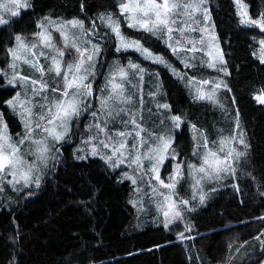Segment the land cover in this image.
<instances>
[{
  "label": "trees",
  "instance_id": "1",
  "mask_svg": "<svg viewBox=\"0 0 264 264\" xmlns=\"http://www.w3.org/2000/svg\"><path fill=\"white\" fill-rule=\"evenodd\" d=\"M241 1L252 18L264 13V0ZM30 4L16 18L17 23L0 27V70L6 69L8 48L14 44L15 35L35 33L38 21L45 17L80 18L86 28L95 22L99 25L95 31L108 36L102 44L99 68L129 60L142 61L147 68L150 65L159 74L162 92L153 97L155 76L149 84V76L144 74L142 85H136L141 90L133 94L134 98L140 95L141 104H150L152 109L157 103H167L169 112L185 121L173 134L177 159H169L165 165L171 168L181 163L184 176L177 191L190 201L192 210L184 209L182 218L165 228L158 201L145 191V183L138 180L135 187L140 191H134L125 178V167H109L99 156L90 155L85 141L92 130L87 132L85 127L93 123L89 111H85L72 122L66 142L57 145L59 153L44 170L40 187L7 189L0 197V264H258L264 257V245L260 248L257 239L264 237V219H260L264 217V105L257 104L253 96L264 91V64L258 59L259 40L264 39V33L239 24L233 0H208L229 72L224 76L228 88L218 91V103L213 104L193 99L169 70L141 60L133 51L115 50V38L97 19L101 14L112 13L120 19L126 36L139 39L151 51L178 63L162 41L127 27L120 16L119 0H30ZM197 72L189 75L197 80L213 78L207 68ZM4 84L5 78L0 76V112L10 134L17 137L22 126L6 105L15 89ZM164 112L159 110L156 118L161 119ZM236 112L249 147L245 150L233 142L246 153L234 165L235 176L203 182L206 197L201 205L198 196L192 199L194 181L187 167L201 163L194 155L197 144L192 125L217 151L219 141L233 135ZM143 115L154 116L147 108ZM249 247L255 253L240 255Z\"/></svg>",
  "mask_w": 264,
  "mask_h": 264
},
{
  "label": "snow or ice",
  "instance_id": "2",
  "mask_svg": "<svg viewBox=\"0 0 264 264\" xmlns=\"http://www.w3.org/2000/svg\"><path fill=\"white\" fill-rule=\"evenodd\" d=\"M233 2L239 24L243 27L258 28L261 33H264V13H261L258 18H252L241 0H233ZM207 3L208 0H119V10L128 28L148 33L162 41L180 60L184 68L196 67L195 61L199 60L200 66L228 76L227 62L215 35L214 25L210 27L211 15L206 7ZM29 7H31L30 0H0V27L17 23L16 18L21 17L22 10ZM97 19L100 25L107 28L111 36L115 38L117 52L132 50L138 52L145 60L168 68L174 76L185 82L193 99L207 100L217 104V92L221 88H228L222 79L197 80L195 77L188 76L186 72L178 70L163 56L154 54L139 39H130L122 32L120 19L112 13L101 14ZM45 21L46 23L37 24L36 27L40 31L34 33L36 37L34 42H26L21 35H15L16 47L8 48V53L12 57V63L8 66L11 73L0 70V76L7 78L8 84L14 88L24 89L23 93L18 91L12 99L7 101V104L20 117L25 127V135L17 143L12 142L6 124L0 127V181L5 180V177H11L6 182L14 187L15 183H19L17 178L19 173L25 188L30 189L33 181L35 187L39 188L42 179L40 173L44 168H48L50 154L59 153L55 144L66 142L71 131V123L74 120L78 121L85 111H90L95 123L89 126V131L93 128L96 130L95 134L85 141L89 145L90 155L100 156L112 168L126 164L131 173L126 172L125 178L131 181L134 191L137 192L140 191L135 187L137 181L143 180L148 173H152L149 181L156 180L159 188L151 183L148 186L152 189V195L163 197L158 202V208L165 218L164 227L169 228L182 218L184 209L192 210L189 207L190 201L183 198L177 191V186L184 176L181 163L173 165L169 182L166 183L160 175V169L166 160L177 159V152L173 146L174 139L168 135H161L153 138V142L150 143V140L143 135L145 129L141 121L136 119L135 111L127 107H119V105L133 104L134 96L127 91L126 84L131 82L132 77L143 81L146 70L131 60L128 61L127 67L117 64L110 72L101 91L99 109L93 110L92 100L95 97L90 78L96 75L102 47L98 43H93L91 37L97 34L95 30L99 25L93 22L91 28L85 29L84 22L77 19L56 21L45 17ZM54 32L59 33L60 42L54 40ZM194 32H199L200 36H193ZM107 38V35L101 36V39ZM259 44L258 59L261 64H264V39H260ZM45 49L48 51H44ZM181 52L185 55H180ZM200 52L207 57V60L196 55ZM41 58L47 62V67L41 64ZM20 63L29 64L36 72H39V79L21 74L18 70ZM50 72H54L56 77L51 83L45 78L46 73ZM29 84L32 85L31 95L28 94ZM209 85L210 90L206 87ZM152 95L154 97L155 93ZM253 99L257 104L264 105V91L254 95ZM156 107L157 110L170 108L168 104L160 103H157ZM121 113L128 117V119H121V123L125 129L129 130L113 132L109 129V123ZM235 115L233 135L223 137L219 141L220 147L217 151L210 147L203 133L192 125L193 139L197 142V149L203 148L204 151L203 154L194 151V155L199 157L201 163L188 164L187 167L194 181L192 199L195 200L198 196L201 205L204 204L206 197L203 182L220 181L227 176H235L234 165L246 153L234 147L233 142L245 150L249 147L240 127L239 112ZM171 121L174 128H180L185 123L179 115H172ZM129 138L135 141L131 147L128 144ZM49 139L55 144H49ZM201 139L203 143L200 142ZM93 141L98 142L93 143ZM26 142H29L32 147L27 152H22L20 146ZM146 145H148L147 150H142ZM102 149H107L111 154L103 152ZM220 153L224 155L221 156ZM29 156L31 159L26 158ZM78 158L83 159V157ZM145 160L151 162V167L148 169L144 167ZM161 188L168 191L163 193L160 191ZM31 194L29 191L28 195ZM133 206H136L135 201ZM183 235L181 232L180 236L183 237ZM257 239L260 237L258 236ZM259 264H264V260Z\"/></svg>",
  "mask_w": 264,
  "mask_h": 264
},
{
  "label": "rangeland",
  "instance_id": "3",
  "mask_svg": "<svg viewBox=\"0 0 264 264\" xmlns=\"http://www.w3.org/2000/svg\"><path fill=\"white\" fill-rule=\"evenodd\" d=\"M242 2V1H241ZM243 3V2H242ZM244 4V3H243ZM244 5H246V4H244ZM206 7H207V5H206ZM246 7H247V5H246ZM199 15V14H198ZM48 18H50V19H53V20H56V21H70V20H73V19H77V20H81V21H83L82 19H80V18H62V17H52V16H47ZM200 19L202 20V16H200ZM42 22H45L46 23V21H45V18L44 19H42V20H40V21H38V23L37 24H39V23H42ZM84 22V21H83ZM213 25V23H212V20H211V22H210V27ZM84 26H85V24H84ZM85 29H88V28H86L85 27ZM40 31V29H38L35 33H37V32H39ZM73 31H75V30H73ZM98 32H99V30L98 31H96V35H94L93 37H91V39H92V41H93V43H98V44H100L101 45V47H102V44H103V42L105 41V39H101V36L98 34ZM214 32H215V30H214ZM192 35L193 36H195V37H199L200 36V33L199 32H194V33H192ZM216 35V34H215ZM22 36V38L26 41V42H29V43H31V42H34L35 40H36V37L34 36V33L33 34H31V35H21ZM53 37H54V40L55 41H57V42H60V36H59V33H53ZM85 38H87V37H85ZM130 38V37H129ZM130 39H133V38H130ZM61 46H62V42H61ZM219 46H220V44H219ZM12 47H16V42L14 41V44L12 45ZM221 49V48H220ZM44 51H48L47 49H45ZM129 51H132V50H129ZM222 51V50H221ZM133 52H135V51H133ZM135 53H137L138 54V56L141 58V60H143V61H146V62H149V63H152L150 60H145L138 52H135ZM154 54H156V55H160V54H157V53H155V52H153ZM223 53V52H222ZM25 55H27V53H25ZM180 55H185V53H183V52H181V54ZM190 55V54H189ZM198 57H203V59H205V60H207V57L206 56H204L203 55V53L202 52H200V53H197L196 54ZM162 56V55H161ZM165 58V57H164ZM225 58V57H224ZM65 59H68V57H65ZM170 64H172L174 67H176L178 70H180V71H182V72H186L184 69V66L180 63V60H178L177 58H176V56H175V59L178 61V63H176V62H174V61H172V60H169L168 58H165ZM40 62H41V64H44L45 65V67H47L48 65H47V62L43 59V58H41V60H40ZM12 63V57L9 55V60H8V63H7V66H6V69L4 70V72H6V73H11V69L8 67L9 66V64H11ZM134 63H137V64H139V65H141L146 71H145V73L144 74H146V76L148 75L149 77H148V83L150 84V82L152 81V77H154L155 79H156V87H155V90L153 91V90H151V93H155V94H158V96L161 94L160 92H162L161 90H160V84L159 83H161V80H160V77H159V74L157 73V72H155V69L153 68V67H150V65H149V67L147 68V67H145V63H142V61H134ZM195 63L197 64V66L196 67H194V68H187L188 69V71L186 72L187 73V75L188 76H190L189 74H191V71L193 72V70H197L198 72H201V68H207V67H202V66H200V62H199V60H196L195 61ZM117 64H119L120 66H124V67H127V64L128 63H126V64H123V63H121V62H111V63H109V64H107V67L105 68L104 67V69L102 70L101 68H99V66H100V64H99V62H98V64H97V67H96V75H95V77L94 78H90V80H91V82H92V84H93V90H94V99L92 100V103L94 104V109L93 110H97V109H99V107H100V102H99V97L101 96V91H102V89L104 88V85H105V83H106V80H107V78L109 77V75H110V72L115 68V66L117 65ZM152 64H154V63H152ZM155 65H157V66H161V67H163V68H165V69H167L168 70V68H166V67H164L163 65H161V64H155ZM207 69H209V68H207ZM20 72H21V74H23V75H25V76H32L33 78H37V79H39V77H40V74H39V72H36L29 64H26V63H20V65H19V69H18ZM210 71H212L213 72V74H212V76H213V78H218V79H222L223 81H224V76L221 74V73H218V72H216V71H213L212 69H209ZM170 72V71H169ZM197 72V73H198ZM171 73V72H170ZM172 74V73H171ZM173 75V74H172ZM173 77L177 80V81H179L180 83H182L183 85H185V82L184 81H181L180 79H178L176 76H174L173 75ZM5 78V77H4ZM46 79H48V81L51 83L52 82V80H54L56 77H55V73L54 72H50V73H46V77H45ZM209 79H212V78H209ZM203 80V79H202ZM143 81H144V79H143ZM143 81H140L139 79H137V81H136V78L135 77H132L131 78V82L130 83H127L126 84V89H127V91L129 92V93H131L132 95L135 93V92H139L140 90H141V88H139V87H137L136 85H142V82ZM6 87H10V88H14V87H12L10 84H8V82H7V78H5V84H4ZM197 86H199V85H197ZM207 87V89L208 90H210V88H211V86L209 85V86H206ZM31 88H32V85L31 84H29L28 85V94L29 95H31ZM188 88V87H187ZM15 89V91H14V95L10 98V99H12L15 95H16V93L19 91V92H21V93H23L24 92V89H22V88H19V87H16V88H14ZM188 90H189V88H188ZM190 92V91H189ZM193 92H194V89H193ZM218 93V92H217ZM217 95V94H216ZM9 99V100H10ZM36 99H39V97H36ZM162 104H167V103H162ZM6 105H7V107L10 109V111L12 112V114L20 121V124H21V126H22V133L21 134H19L17 137H15V136H13V135H11L10 134V131H9V127H8V125H7V123H6V121H5V119H4V117H3V115L1 114V112H0V117H2V121H0V127H2V125L3 124H6L7 125V132H8V134L11 136V138H12V142H14V143H17L20 139H21V137L22 136H24L25 135V127H24V124L21 122V120H20V117L16 114V112H14L13 111V109L12 108H10L9 106H8V104L6 103ZM157 105H155L154 106V109H152V107H151V105L150 104H148V106H146V107H144V105H142L141 104V100H140V95H138L137 96V98L135 99L134 98V101H133V104L132 105H119V107H127V108H130V109H132L133 111H135V113H136V119L137 120H139V121H141V123H142V125H143V127H144V129H145V132L143 133V135H145V137L147 138V139H149L150 140V143H152L153 142V138H155V137H159V136H161V135H168V136H171L173 139H174V133L176 132V131H178V130H181V128H182V125H181V127L180 128H174L173 127V125H172V121H171V116L173 115V114H171V112H169V110H164L165 112H164V114H162V116H161V119H157L156 117V113L159 111V110H157V107H156ZM149 109L150 111L152 110V113H153V119H151V117L150 116H144L143 114H144V111H145V109ZM163 110V109H162ZM34 111H39V109H34ZM89 114H90V111H89ZM147 114H148V112H147ZM90 121H92V123L94 124L95 122L93 121V118H92V116L90 115ZM121 119H128V117L126 116V115H124L123 113H121L120 114V116H118V117H116L115 119H113V120H111V122L109 123V129L111 130V131H113V132H115L116 130H129V129H125L124 128V125L121 123ZM72 124V123H71ZM90 125H92V124H88L86 127H85V129L87 130V132H88V130H89V126ZM129 128H130V126H129ZM92 131H94V133H92V131L91 132H89L88 133V138L91 136V135H94L95 134V132H96V130L93 128V129H91ZM90 133H91V135H90ZM69 136H70V134H69ZM68 136V137H69ZM68 137L66 138V140L68 139ZM49 144H55V142L54 141H52L51 139H49ZM98 141H93V143H97ZM196 142V141H195ZM201 143H203V139H201V141H200ZM133 143H135V141L132 139V138H129V141H128V144H129V147H131V145L133 144ZM196 144H197V142H196ZM57 145L58 144H55V147H57ZM82 145H84V144H82ZM21 147V151L22 152H27L28 151V149L29 148H31L32 147V145L29 143V142H26L24 145H21L20 146ZM83 147H85V146H83ZM147 147H148V145H146L145 146V148L144 149H142V150H147ZM101 148H102V146H101ZM102 151L103 152H105V153H107V154H111L110 152H108V150L107 149H102ZM195 151H199L201 154H203V151H204V149L203 148H199V149H197V146H196V148H195ZM86 152H88V151H83V153H86ZM54 154L55 153H52V154H50V158H49V160H48V165L50 164V162L53 160V158H54ZM221 156H223L224 155V153H222V154H220ZM100 157V156H99ZM27 159H31V157L29 156V157H26ZM166 162H167V160L164 162V165L161 167V169H160V175H161V178L167 183V182H169V176L171 175V173H172V168H173V166L171 167V168H169V167H167L166 168ZM144 167H145V169H148V168H150L151 167V162L150 161H147V160H145L144 162ZM120 166H123V167H125V169H126V171L127 172H129V173H131V170L126 166V164H121ZM46 168H44L43 169V172L42 173H40V175H41V177H43V173H44V170H45ZM181 170H182V168H181ZM165 172L164 174H162V172ZM151 175H153L152 173H148V175H146L144 178H145V180H141V182L142 183H145V187L147 188L145 191H150L151 192V195H152V189H151V187H149L148 185H149V183H151L152 185H155L157 188H159V185H158V183H157V181L156 180H151V181H149V176H151ZM11 177H5V180H3V181H0V197H3L5 194H6V191H7V189H11V190H13V191H20V190H22V189H24L25 187L23 186V184H24V181H23V179L19 176V173H17V178L19 179V183H15L14 184V187H13V185H9L6 181H7V179H10ZM42 180V179H41ZM31 187H34V188H37V187H35V183H34V181H33V183H32V186ZM160 191L161 192H163V193H166L168 190L167 189H160ZM146 197H148V196H146ZM151 199H153V200H156V201H161L162 199H163V197L162 196H154V195H152V197H151ZM174 199H175V197H174ZM179 221V220H178ZM178 221H176V222H174L172 225H174V224H176ZM258 243H259V246H260V248H262V246L264 245V237L263 238H260L259 240H258ZM249 253H255V249H253V248H251V247H249V248H245L244 249V251H242L241 253H240V255H244V256H246L247 254H249ZM262 260H264V257L260 260V261H262ZM259 261V262H260ZM259 264V263H258Z\"/></svg>",
  "mask_w": 264,
  "mask_h": 264
}]
</instances>
